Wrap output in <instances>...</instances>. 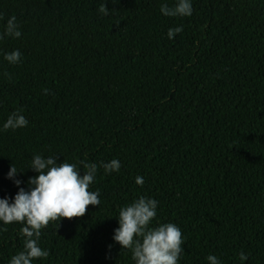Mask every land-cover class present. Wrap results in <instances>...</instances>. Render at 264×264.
<instances>
[{
	"label": "trees",
	"instance_id": "16d2710c",
	"mask_svg": "<svg viewBox=\"0 0 264 264\" xmlns=\"http://www.w3.org/2000/svg\"><path fill=\"white\" fill-rule=\"evenodd\" d=\"M176 2L0 0V33L12 16L22 33L0 40V199L33 187L36 154L81 176V161L121 165L98 168L88 190L100 205L41 230L49 256L32 264H136L113 237L140 196L159 202L151 227L180 228L177 264H264V0H191V16L162 14ZM14 50L15 65L4 59ZM17 110L28 125L4 131ZM24 226L0 221V264L23 250Z\"/></svg>",
	"mask_w": 264,
	"mask_h": 264
},
{
	"label": "clouds",
	"instance_id": "9594fccd",
	"mask_svg": "<svg viewBox=\"0 0 264 264\" xmlns=\"http://www.w3.org/2000/svg\"><path fill=\"white\" fill-rule=\"evenodd\" d=\"M161 12L168 17L191 16L193 9L191 0H177L174 6L161 5ZM99 12L103 15L109 14L106 3L101 4ZM0 19L3 14L0 13ZM183 31L181 27L170 28L168 38L173 39L176 34ZM21 31L16 17L7 20L0 40L6 37L19 38ZM4 59L10 64H18L22 59V53L14 50L4 55ZM9 79L10 74L5 73ZM46 95L50 94L44 89ZM29 121L21 114L20 110L9 115L3 124V130H16L28 125ZM87 169L84 175L79 174L77 165L63 162L56 163L55 155L44 157L36 154L33 156L31 168L38 173L37 176L29 178V191L20 188L14 197V202L9 204L8 198L0 199V221L5 225L13 222L25 224L21 228V235L25 237L24 248L10 259V264H32L36 258H47L49 252L38 246L41 230L46 228L50 221H61L62 218L72 219L82 217L87 211L88 205H100L99 190L89 191V186L94 182L99 167L104 169L105 174L118 172L120 162L113 159L109 162L85 163ZM18 170L11 166L8 178H13ZM136 184L143 186L144 178L136 177ZM19 186L20 180H14ZM158 201L147 196H140L126 207L119 210L120 227L115 229L113 239L122 248L132 252V259L136 264H177L182 252L181 245L184 243L182 232L173 223L159 224L151 227V222L157 215ZM111 248V245H109ZM244 252L240 253V260H247ZM209 264H221L214 255L206 257Z\"/></svg>",
	"mask_w": 264,
	"mask_h": 264
}]
</instances>
